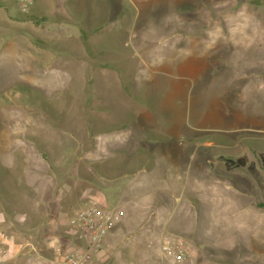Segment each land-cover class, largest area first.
I'll return each mask as SVG.
<instances>
[{
  "label": "rangeland",
  "instance_id": "374dc122",
  "mask_svg": "<svg viewBox=\"0 0 264 264\" xmlns=\"http://www.w3.org/2000/svg\"><path fill=\"white\" fill-rule=\"evenodd\" d=\"M236 81L246 97H231ZM122 133L142 155L110 158L108 175L145 169L138 188L119 181L118 219L134 221L144 201L152 216L164 198L168 232L188 242L195 264H264V0H37L26 14L0 0V190L5 176L15 186L22 165L41 193L84 163L98 171L117 152L90 148ZM179 152L186 185L164 193L162 170ZM244 155L258 178L226 167L225 157ZM0 211L8 220L2 201ZM11 215L17 234L42 233ZM114 264H131L124 249Z\"/></svg>",
  "mask_w": 264,
  "mask_h": 264
},
{
  "label": "crops",
  "instance_id": "0c3cea01",
  "mask_svg": "<svg viewBox=\"0 0 264 264\" xmlns=\"http://www.w3.org/2000/svg\"><path fill=\"white\" fill-rule=\"evenodd\" d=\"M246 36L249 37L248 33H246ZM251 44V41H244V43H241L240 45H247L251 50L255 49V46ZM241 46L238 45V47ZM244 53L247 56L245 62L247 63L249 62L251 53H246L244 51L238 55L241 56ZM233 61H235V59H233ZM236 62L238 61L236 60ZM245 65L240 64L239 66ZM258 77L259 78L255 81L251 78L250 83H254L256 86L259 79L262 77L261 73ZM229 84L231 85V83ZM241 85H243V87ZM244 85L243 82L238 83V81L231 85V91H234L232 94L230 91L231 97H246L247 89L244 90ZM241 91H243V94L240 93ZM232 101H235V99H232ZM156 128L165 130V127L161 128L157 126L155 129ZM126 135L127 133H122L121 136H116L114 143H109L108 145L104 143L100 146L94 145L95 148H90V150L101 149L100 152L106 151L108 153H110V150L114 149L117 152L112 156L109 154V158L104 157L99 160L100 171H97L94 167L90 166V163H84V169L82 172L79 171L75 174V171H67L65 179L53 184L54 186L49 193L44 191L42 193L39 192V189L36 187L37 183H35V185L29 180L27 175V165L21 166L22 174H20L21 176H19V179L14 180V182H16L15 186H10L11 180L9 181V178L6 176L1 180L0 197H2V204L9 215L3 228L8 234L7 242L10 253L5 259L0 260V264H37L36 258H39V263L41 256L52 255L54 249L57 247L63 249L66 248V250L73 249L77 246L76 243L78 238H75L76 240H71L68 239L66 235L69 230V217L75 210L87 206L93 198H98L111 209V198L114 195L121 198V196L125 194V187L118 185L119 181L124 178L133 179V181L131 180L129 182L130 187L132 186L133 189L136 188V186L137 188L141 186V180L138 179L136 175L141 170L145 169L144 161L143 165L138 166L137 168L136 166L120 170L115 168V170H117V175L114 177L109 176L107 173L108 170H112L109 168L112 167L109 161L119 159L124 163L130 162L131 164V162L134 163L135 159L138 158V155L139 158L142 155V153H139L138 151L139 146L132 142V138L130 139V137H127ZM182 154V152H179V156L176 155L178 163L175 165L176 169L175 167H169L170 170H167V173L162 170L158 185L165 190L164 193L170 192L173 195H176V193L180 192L182 190L181 188L186 185L180 176V174L184 172V170H182ZM7 167L10 170L11 166L7 165ZM10 171L8 173H10ZM92 171L94 173L96 171L99 173L97 174L99 175L98 181L94 180ZM112 185L113 187H111ZM111 189L113 192L110 193ZM144 192L145 191L142 190L138 194L145 196L146 194ZM16 197H18L20 201L19 208L13 207L14 198ZM176 198L178 200V197ZM163 199L159 201V208L155 212L157 213L156 217L155 213L152 214V216L150 215V210L147 208L149 203L147 201L135 206L130 213L131 216H136L133 217L136 222L133 231L128 230L130 225L134 222L131 221L132 219H118V216H116L114 228L108 235L106 246L96 258L95 264H114V261L117 258V253H119L121 249H124L128 258L130 257L131 264L158 263L160 261V243L163 237L165 235H179L176 232H168V219L166 218L168 211L164 208L165 201ZM7 205L12 206L9 207ZM118 212L121 215H124L122 210ZM11 213L14 216L19 214L20 220L24 223L25 228L28 231L41 230L42 233H37V235H29V232H25V235L17 234L11 228ZM128 233H130V235H128ZM126 234L127 236H124ZM32 246H35L36 249H32Z\"/></svg>",
  "mask_w": 264,
  "mask_h": 264
},
{
  "label": "built area",
  "instance_id": "2783aa9c",
  "mask_svg": "<svg viewBox=\"0 0 264 264\" xmlns=\"http://www.w3.org/2000/svg\"><path fill=\"white\" fill-rule=\"evenodd\" d=\"M8 1V0H5ZM18 9L29 13L37 0H11ZM6 217L0 211V260L9 253L8 234L3 228ZM116 216L98 198H93L85 207L69 217L70 233L80 240L73 249L57 247L52 255L41 256L38 264H95L98 255L106 246V239L115 225ZM32 249H36L32 246ZM156 264H195L188 242L179 235H165L160 243V261Z\"/></svg>",
  "mask_w": 264,
  "mask_h": 264
},
{
  "label": "trees",
  "instance_id": "16d2710c",
  "mask_svg": "<svg viewBox=\"0 0 264 264\" xmlns=\"http://www.w3.org/2000/svg\"><path fill=\"white\" fill-rule=\"evenodd\" d=\"M38 21L41 19H37ZM116 129V127H114ZM225 164L228 169H234V168H241V167H247L250 173L256 178H258V170L256 169V166L253 161H250L249 158L244 156H239L237 158L233 157H225ZM261 162L264 166V153L261 154ZM10 171L7 166H4V174L6 175Z\"/></svg>",
  "mask_w": 264,
  "mask_h": 264
}]
</instances>
